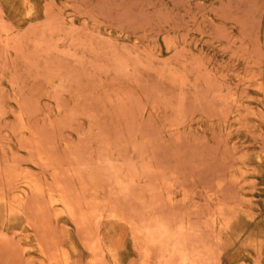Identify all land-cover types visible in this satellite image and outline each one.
<instances>
[{
	"label": "rangeland",
	"instance_id": "rangeland-1",
	"mask_svg": "<svg viewBox=\"0 0 264 264\" xmlns=\"http://www.w3.org/2000/svg\"><path fill=\"white\" fill-rule=\"evenodd\" d=\"M118 263L264 264V0H0V264Z\"/></svg>",
	"mask_w": 264,
	"mask_h": 264
},
{
	"label": "bare ground",
	"instance_id": "bare-ground-1",
	"mask_svg": "<svg viewBox=\"0 0 264 264\" xmlns=\"http://www.w3.org/2000/svg\"><path fill=\"white\" fill-rule=\"evenodd\" d=\"M29 184H30V183H29ZM27 185H28V184H27ZM27 187H28L29 190H30V188H31V189L33 188L32 186H29V185H28ZM35 188L38 189V187H34V190H35ZM25 191H26V190H25ZM25 191H24V192H25ZM54 198H55V197H54ZM2 201H3V200H2ZM59 201H60V200H59ZM59 201L53 199V200L51 201V203H52V204H56V203L59 202ZM55 206H56V205H55ZM11 207H12V206H11ZM19 207H20V206H19ZM52 207H53V205H52ZM5 208H6V207H5ZM12 208H13V207H12ZM12 210H13V209H12ZM12 210H10V211H12ZM22 213H23V212H22ZM16 214H17V213H16ZM12 216H13V215H12ZM111 251H112V250H111ZM210 255H211V254H210ZM118 264H119V263H118ZM185 264H186V263H185Z\"/></svg>",
	"mask_w": 264,
	"mask_h": 264
}]
</instances>
